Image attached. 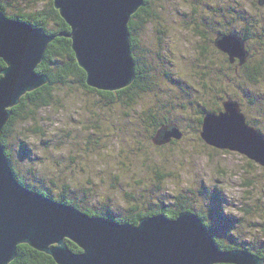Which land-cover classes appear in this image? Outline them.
Instances as JSON below:
<instances>
[{
	"label": "rangeland",
	"instance_id": "rangeland-1",
	"mask_svg": "<svg viewBox=\"0 0 264 264\" xmlns=\"http://www.w3.org/2000/svg\"><path fill=\"white\" fill-rule=\"evenodd\" d=\"M18 1L16 6L29 0ZM243 1L260 9L251 0ZM151 4L156 21L141 25L137 51L140 62L152 68L146 75L158 86L136 106L121 102L106 106V99L95 92L68 85L58 105L40 111L44 136L30 130L35 124H16L8 142L15 154L14 166L27 181L46 187L53 195L67 184L69 194L84 201L82 205L103 209L110 204L117 215L125 216L133 206L156 216L163 213L159 209L166 210L162 216L170 220L182 213L203 219V214L221 243L229 246L221 251H245L264 261L259 256V252L264 254V166L237 150L207 144L194 120L199 104H221L215 93L221 86L240 97L245 115L256 117L264 129V83L252 86L247 96L227 87L237 77L242 83L245 79L228 68L220 49L211 50L212 43L193 26L204 24L210 34L207 16L212 7L233 12V8L240 9V0H152ZM214 34L217 43L219 34ZM244 55H250L247 48ZM206 56L215 60L213 80H204L197 73L204 71ZM218 75L226 82L220 84ZM254 96L257 105L251 102ZM138 108L176 122L186 133L180 142L190 143L191 150L179 154L181 150L177 152L172 143L155 145L152 116L146 114L145 121L144 115L136 113ZM174 212L177 215L172 219L168 214ZM226 263L231 264H212Z\"/></svg>",
	"mask_w": 264,
	"mask_h": 264
},
{
	"label": "water",
	"instance_id": "water-1",
	"mask_svg": "<svg viewBox=\"0 0 264 264\" xmlns=\"http://www.w3.org/2000/svg\"><path fill=\"white\" fill-rule=\"evenodd\" d=\"M144 0H55L70 25L68 34L88 84L123 89L136 77L129 23ZM55 38L41 27L0 11V264L11 263L26 243L53 256L58 264H264L245 251H221L203 219L182 213L177 220L149 215L138 225L92 216L30 189L16 177L1 141L3 129L24 94L48 82L37 72ZM231 61L244 64V41L224 35ZM235 51L237 54H235ZM226 112H208L202 137L209 145L237 150L264 166V135L246 122L238 100L224 102ZM159 131L163 142L182 136L178 127ZM156 143H160L155 139ZM67 240L81 248L73 251Z\"/></svg>",
	"mask_w": 264,
	"mask_h": 264
},
{
	"label": "trees",
	"instance_id": "trees-1",
	"mask_svg": "<svg viewBox=\"0 0 264 264\" xmlns=\"http://www.w3.org/2000/svg\"><path fill=\"white\" fill-rule=\"evenodd\" d=\"M9 2L10 1L7 0H0V11L4 12L9 18L18 19L27 22L33 27H41L46 31V33L50 35H55V38L48 44L44 58L36 69L37 72L41 74H46L49 77L48 82H46L39 88L29 91L28 93L23 95L20 103L12 108V114L9 118L8 123L3 129L1 135L2 144L5 148L6 155L10 161V164L12 166V169L16 177L21 183H23L24 185L26 184V186L29 187L30 189L40 192L51 198L52 197L54 199L56 198L55 200L59 202H63V203L66 202L65 204L67 205L78 206L80 210H82L86 214H90L92 216L102 215V216L110 217L113 220L121 223L127 222V223H132L134 225L139 224L140 220L154 213L152 212L146 213V210H138L137 207L133 206L129 208L130 211L125 216L117 215L110 204L106 205V207H103V209H99L97 208V206L88 207L86 205H82L84 203L81 204V202L84 201H80L78 200V197H72L69 194V189L68 187H66L67 184H64V189L63 191H60L58 193L59 195L58 194L53 195L54 192L51 193V191L47 190L46 187L44 188L39 187L37 185H34L32 182L27 181V179L23 177V175H21L17 167L14 166L13 158L15 154L10 148L8 142H10L11 136L15 133L16 131L15 126L19 122L20 123L30 122L31 124H35L34 127L30 129L31 127L30 126L29 129L34 133H38L44 136L46 134V131L44 130L43 126L39 123L40 111L47 107L50 106L53 107L54 105H58L62 93L64 89L67 88L68 85L70 86L77 85L87 91L95 92L96 94L106 99L107 102L103 104L106 106H112V104H116L118 102H121L126 106H136L140 103V101L143 98L149 95L148 93L149 92L151 93L153 91L154 86L156 88L158 85H156L154 82L152 83L148 78V76L146 75V73H150V71L153 72L152 68L148 65L147 68L145 64H142L140 62L141 59L137 50L139 49V45H140L138 39V33L141 28V25H143L145 22L149 20L156 21V18H153L154 13H152L150 10V7L152 6L151 4L152 0H144L143 6L140 7V9L132 16V19L129 23V29L132 37L131 38L132 52H136L134 53V60L136 63V77L132 84H130L129 86L123 89L116 91L97 89L88 84L86 71L82 69V67L80 66L79 61L76 57V53L72 47V39L71 37L68 36V34H70L72 29L70 25L67 23V21L64 19V17L61 15L60 10L56 8L55 0H29L28 2H26L25 5H20V6L15 5V4L19 5L18 0H14L10 3ZM9 6H14L15 9L9 10ZM155 17L157 16L155 15ZM157 22L159 23L158 17H157ZM193 26L194 28H196L197 34H201V35L206 34V30H203L202 24L200 25L198 23L195 24L193 23ZM208 42L212 43L211 41ZM207 51L209 53V47L207 48ZM221 53L223 54L222 56L224 57L225 62L228 64V68L233 69L234 67L232 66L234 65L231 63V58L226 54H224L223 52ZM216 57L218 56H215V58ZM205 58H207L208 61L207 63L204 64V68H205L204 71L200 70L197 73L203 74L204 80H213L212 75H215V71L212 70V65L214 66L215 60H212L207 56ZM236 60L240 61L239 58H236ZM5 67H6V63L2 58H0V78L2 76L1 70L4 69ZM244 70H245V74L243 76ZM233 72L235 73V75H238L240 78L245 79L242 80L245 83H242L237 77L236 82L232 86L230 85L227 86L230 87L233 91H235L239 95L247 96L248 93L252 92L250 91L252 90L251 88L252 86L259 85L260 83H264V71L251 72V71H247L246 68L244 67V69H239L238 71H235L234 68ZM217 73H220L219 70H217ZM218 76H219L218 82L221 80L219 82L220 84L226 82L224 81L225 77L220 78V75ZM203 84H204L203 87L207 88L206 86L207 82H204ZM233 86L235 88H233ZM228 92L229 91H227L225 88L218 86V88L215 89V93L217 99L221 101V104H215L213 107L207 103L199 104L200 109L196 111L197 115H195L194 120L196 121V124H198L196 131L200 129L199 126L201 127L200 135L202 139L203 137L201 131H202L203 122L206 117L205 114L208 112L219 114L221 111L225 110L224 102L229 100L239 101L240 97H236ZM255 99H257V97L255 96L251 98V102H253L254 104H256ZM259 101L262 102V100ZM241 107L243 111L244 107L243 106ZM136 113H138L139 115L140 114L144 115L145 121H146V114L148 117L152 116L151 124L155 126L153 131L157 135L160 130L162 132L166 130V127H172V126L178 127V129L182 132V136L172 137L171 139L163 143H161L163 141V138H161L160 136L159 137L156 136L157 138L155 139H157L160 143H156L154 139L153 142L155 145L172 143L176 145L175 149L177 152L181 150L179 154L185 153L187 152L188 149L191 150V148L193 147L190 143L180 142L186 136V133L181 127L178 126L176 122L159 118L157 115L150 116L152 110L146 111V108L144 109L138 108L136 109ZM260 113H262V111H260ZM247 117L248 116H246L247 124L253 126L257 131L259 132L262 131L264 133V129L262 130L261 127V122L256 117L254 118H249V117L247 118ZM164 176L165 175H163V177ZM52 182L55 183V181ZM158 212H163L164 214L167 213L166 210H162V209H159ZM199 214L201 215V213ZM168 215L173 219L177 215V212H174L172 214L170 213ZM201 216L203 217L204 223L208 227H211L209 229L212 230L213 233H215L210 223L207 222L206 220L207 217L204 216L203 214ZM214 236L218 238V243L220 244L221 247L220 250L229 247L226 246L225 243L222 244L219 237H217L216 235ZM68 244L73 251L75 252L81 251V249L74 242L68 241ZM259 255L264 259V254H261L259 252ZM9 264H58V263L55 261L52 255L44 251H40L29 244L23 243L18 246V254L15 257V259Z\"/></svg>",
	"mask_w": 264,
	"mask_h": 264
},
{
	"label": "flooded vegetation",
	"instance_id": "flooded-vegetation-1",
	"mask_svg": "<svg viewBox=\"0 0 264 264\" xmlns=\"http://www.w3.org/2000/svg\"><path fill=\"white\" fill-rule=\"evenodd\" d=\"M251 3L255 8L260 9L254 10L243 0H240V9L234 6L236 8H233V12L231 9L226 12L223 8L212 7L211 16H207L211 19L207 24L210 26L209 31L212 30V32L209 34L207 27L202 24L203 30H206V34L202 36L205 40L212 41L211 48L214 51L220 49L214 42V32L219 34L218 39L226 34L240 38L244 41V48H247L250 55L247 56L244 64L234 60V68L237 70L244 67L247 70L252 68L248 71L257 72L256 69L264 71V0H251ZM220 51L229 56L225 51L221 49Z\"/></svg>",
	"mask_w": 264,
	"mask_h": 264
},
{
	"label": "bare ground",
	"instance_id": "bare-ground-1",
	"mask_svg": "<svg viewBox=\"0 0 264 264\" xmlns=\"http://www.w3.org/2000/svg\"><path fill=\"white\" fill-rule=\"evenodd\" d=\"M154 13V12H153ZM137 19V18H136ZM143 23V22H142ZM142 32V31H141ZM71 33V32H70ZM132 38V37H131ZM217 46L221 49V50H223V51H225L226 53H227V50H226V46H225V44L224 43H222L220 40H218L217 41ZM134 51V50H133ZM229 54V53H228ZM235 54H237V52L235 51ZM229 56H230V54H229ZM83 69V68H82ZM92 87H94V86H92ZM94 88H97V89H101V88H98V87H94ZM103 90H106V89H103ZM117 90H120V89H117ZM107 91H109V90H107ZM28 93V92H27ZM140 95V94H139ZM114 106V105H113ZM241 106H242V104H241ZM158 136V135H157ZM26 185V184H25ZM65 191V190H64ZM57 195V194H56ZM59 195V194H58ZM53 198V197H52ZM56 199V198H55ZM66 203V202H65ZM162 213V212H161ZM164 214V213H163ZM165 217V216H164ZM169 218V217H168ZM207 220V219H206ZM209 228H211V227H209ZM224 263V262H223Z\"/></svg>",
	"mask_w": 264,
	"mask_h": 264
}]
</instances>
